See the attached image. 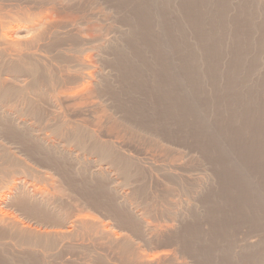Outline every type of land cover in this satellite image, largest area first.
Wrapping results in <instances>:
<instances>
[{"label":"bare ground","instance_id":"bare-ground-1","mask_svg":"<svg viewBox=\"0 0 264 264\" xmlns=\"http://www.w3.org/2000/svg\"><path fill=\"white\" fill-rule=\"evenodd\" d=\"M238 1L0 0V264H264V0Z\"/></svg>","mask_w":264,"mask_h":264},{"label":"rangeland","instance_id":"rangeland-1","mask_svg":"<svg viewBox=\"0 0 264 264\" xmlns=\"http://www.w3.org/2000/svg\"><path fill=\"white\" fill-rule=\"evenodd\" d=\"M234 1V2H233ZM237 2H235V0H232V3H234L233 5L234 6H236L237 4H238V0H236ZM232 7V6H231ZM230 7V8H231ZM230 13V14H229ZM229 13H228V15L230 16V15H232V16H230V18L233 20L234 19V21H235V23H236V20H237V23L239 22V21H241L242 22V20H243V18L244 17H241V16H239V14L238 15H236V17H238L237 19H235V17H233L235 14H236V11L234 10H232V8H231V10H229ZM241 19V20H240ZM238 24H240V22L238 23ZM233 29H234V27H233ZM226 30H229V29H227L226 27H225V29H224V33H226ZM227 32H229V31H227ZM191 33V32H190ZM189 33V35L191 36L192 34H190ZM221 32H219V34H220ZM258 34V33H257ZM198 38V37H197ZM199 39V38H198ZM195 40H196V36H194V42H195ZM200 41H201V39H199ZM229 40V39H228ZM228 40H226V42H228ZM231 42V40H229V42L227 43L228 45V48L229 47H232L233 46V44L232 43H230ZM232 44V45H231ZM221 48V47H220ZM223 48V47H222ZM223 52V51H222ZM227 57H229V58H227ZM232 57V59L231 60H228V59H230ZM217 58V57H216ZM225 58L223 57L222 59H220V61L222 60V62H220L218 59V64H216L215 66L216 67H218L219 69L220 68H226V70L228 71V69L229 70H232V69H237V66H235L234 65V63L233 62H235V61H233L234 60V56L233 55H229V56H226V59L224 60ZM228 60V61H227ZM229 62H232V63H230L229 64ZM219 63H222V64H219ZM231 64H232V66H231ZM182 65H184V63L182 64ZM206 64H204V65H202L203 66V68L201 67L200 69H203L204 71L206 70H208L209 69V67H207V66H205ZM217 65H219V66H217ZM224 65H226V67L224 66ZM235 66V67H234ZM178 67H179V70L181 69V64H179L178 65ZM229 67V68H228ZM232 67V68H231ZM231 68V69H230ZM221 70H224V69H221ZM225 70V71H226ZM202 71V70H201ZM201 74V73H200ZM202 75V74H201ZM171 99H172V97H171ZM190 100H193V101H195L196 100V96H195V91H194V87L193 86H191V85H188V86H186V87H184L183 88V90H182V92L180 93V94H178V101H179V112H180V110H181V114H182V122L184 123V124H186V125H189V126H191L190 124H193V122H194V120H193V118H188V121H187V119H186V115L190 112V106H188L187 105V103L189 104V101ZM207 116H208V119L210 120V122L213 124V126H210V127H212L213 128V130H212V133H211V137H217L218 139H219V136H221V135H223L222 136V138H220V140L221 141H226L227 140V137H224V134H225V131H224V127L222 126V124H221V127H220V125L217 123V122H215L213 119H210V114L207 112ZM223 117H224V115L222 116V117H220V118H222V120H223ZM221 120V119H220ZM221 120V121H222ZM223 122V121H222ZM191 127H193V126H191ZM194 128V127H193ZM195 129V128H194ZM201 141H202V139H201ZM231 145V143H227V147H229ZM216 150L215 151H211V153H212V155L211 156H213V158H215V156L214 155H216ZM207 157V156H206ZM231 158L233 159V161H235V162H237V163H243V159L240 157V156H238V155H235V154H233L232 156H231ZM208 166V165H207ZM211 168V167H210ZM218 167H214V169H217ZM221 168V169H220ZM218 171H220L221 172V174H220V177H221V180H222V183L221 182H219V184H218V182H217V184H218V190H215V195H216V197L218 198V204H219V208H220V212H221V216H223L224 217V211H226L227 210V206H224V202H225V200H226V198H227V183H228V179L226 178V176H224V174H223V169H222V165L218 168ZM216 172V171H215ZM255 183L257 184V186L260 188V189H262L263 188V184H262V182L260 183V184H258L257 183V181H255ZM219 187H221V189L222 188H225V192L223 193V194H221V192H220V188Z\"/></svg>","mask_w":264,"mask_h":264}]
</instances>
